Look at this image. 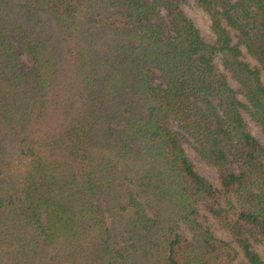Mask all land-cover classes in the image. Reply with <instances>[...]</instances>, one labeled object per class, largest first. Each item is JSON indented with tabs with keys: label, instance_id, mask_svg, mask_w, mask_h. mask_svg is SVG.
Returning <instances> with one entry per match:
<instances>
[{
	"label": "trees",
	"instance_id": "obj_1",
	"mask_svg": "<svg viewBox=\"0 0 264 264\" xmlns=\"http://www.w3.org/2000/svg\"><path fill=\"white\" fill-rule=\"evenodd\" d=\"M193 1L0 0V264H264V0Z\"/></svg>",
	"mask_w": 264,
	"mask_h": 264
},
{
	"label": "rangeland",
	"instance_id": "obj_2",
	"mask_svg": "<svg viewBox=\"0 0 264 264\" xmlns=\"http://www.w3.org/2000/svg\"><path fill=\"white\" fill-rule=\"evenodd\" d=\"M180 6L183 9L184 13L192 20V22L196 25L199 30V33L205 40H211L213 35L209 28V18L207 14L193 1V0H180ZM242 58L248 61L251 65L255 63V61L245 52L242 48ZM23 58V55H21ZM217 66L220 67V64L217 62ZM228 82L231 86H236V81L233 80L231 77H227ZM240 97V95L238 94ZM243 115L244 121L246 123L247 128L249 131L255 135L262 143H264V136L262 134L261 128L257 122L249 117V115L244 111L241 110ZM183 145L185 150L194 164V167L203 175H205L210 181L215 182L216 176L214 173V169L211 165L207 164L190 146V144L183 140ZM200 220L203 223L208 224L209 228L214 231L215 234L221 237H227L226 232L222 227L218 225V223L211 217L200 216ZM180 230L183 231L185 234H188V230L184 226L183 223H179ZM256 249L259 251L261 256L264 258V243H258L255 245Z\"/></svg>",
	"mask_w": 264,
	"mask_h": 264
}]
</instances>
